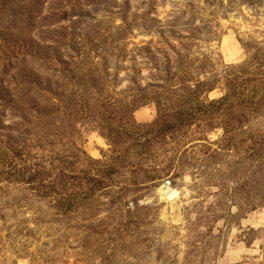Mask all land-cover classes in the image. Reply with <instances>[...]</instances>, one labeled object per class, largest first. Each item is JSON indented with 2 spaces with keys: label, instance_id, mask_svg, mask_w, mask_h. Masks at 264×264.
I'll list each match as a JSON object with an SVG mask.
<instances>
[{
  "label": "rangeland",
  "instance_id": "rangeland-1",
  "mask_svg": "<svg viewBox=\"0 0 264 264\" xmlns=\"http://www.w3.org/2000/svg\"><path fill=\"white\" fill-rule=\"evenodd\" d=\"M0 264H264V0H0Z\"/></svg>",
  "mask_w": 264,
  "mask_h": 264
},
{
  "label": "bare ground",
  "instance_id": "bare-ground-1",
  "mask_svg": "<svg viewBox=\"0 0 264 264\" xmlns=\"http://www.w3.org/2000/svg\"><path fill=\"white\" fill-rule=\"evenodd\" d=\"M160 193L164 198H167L168 200H174L178 195V190L166 185L160 188Z\"/></svg>",
  "mask_w": 264,
  "mask_h": 264
}]
</instances>
